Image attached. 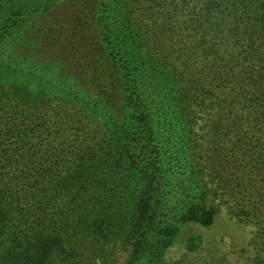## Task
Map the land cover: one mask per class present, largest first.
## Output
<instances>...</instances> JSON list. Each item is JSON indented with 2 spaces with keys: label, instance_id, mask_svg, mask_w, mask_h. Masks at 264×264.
<instances>
[{
  "label": "trees",
  "instance_id": "1",
  "mask_svg": "<svg viewBox=\"0 0 264 264\" xmlns=\"http://www.w3.org/2000/svg\"><path fill=\"white\" fill-rule=\"evenodd\" d=\"M31 1L0 0L10 37ZM51 1L83 8L80 18L98 30L92 39L101 48L91 50L90 65H119L133 52L164 71L174 84L170 130L182 139L191 123L188 137L210 143L213 166L221 164L217 190L237 200L229 210L240 222L256 226L253 264H264V0ZM127 36L134 48L120 42ZM57 61L63 70L52 74L59 82L51 88L52 77L26 71L27 59L19 68L0 61V264H86L93 243L128 246L124 264H157L180 224L213 218L195 172L166 179L187 156L184 140L153 143L161 119L133 86V66L124 77L89 75L72 70L70 52ZM112 112L124 120L116 135ZM114 176L127 216L106 210Z\"/></svg>",
  "mask_w": 264,
  "mask_h": 264
},
{
  "label": "rangeland",
  "instance_id": "2",
  "mask_svg": "<svg viewBox=\"0 0 264 264\" xmlns=\"http://www.w3.org/2000/svg\"><path fill=\"white\" fill-rule=\"evenodd\" d=\"M13 1L3 0V3L9 6ZM50 2L52 3L51 0ZM30 3L34 4L30 5L28 14L15 26L12 37L5 32L6 30L1 29L0 25V61L3 60L4 63L15 61L14 65L19 68L21 63H17L21 62L22 58L27 59L28 65L26 66L24 63V68L39 81H42L45 75L52 77V74L62 72V64L57 59L68 57L69 52L70 58H72V70L78 71V73L103 75L112 72L124 77V72L133 66L139 74V78L134 80L133 86L143 95L141 98L148 97L150 99L151 112L161 119L160 132L153 143L162 146L169 141V145H176L183 143L182 140H184L185 144L183 143V145L184 149H187V156L181 157V161L177 164L178 168L174 167L165 171L166 179H171L176 175V177L179 176L186 180V177L192 175L191 172H195V181L206 194L207 204L212 207L213 218L211 223L206 226L196 222L180 224L175 234L172 235L171 244L157 264H253L258 254L255 239L256 226L240 222L229 210L232 207L236 208L237 200L232 197L222 198V190H217L218 170H220L219 165L221 164L216 165L215 162L213 166L211 162L215 151L213 152L209 142L192 141L191 137H188L195 129L191 123L182 125L187 130V135L183 133L182 139L170 130V127L177 121L170 114L173 104L171 97L168 96L171 95L170 92L173 91L171 89L174 84L163 76L164 71L153 67L146 59L136 60L133 52L119 65L113 64L114 61L107 59L90 65L97 56L95 52H92L95 51L94 47L98 49L96 52H99L101 46L92 39L98 30L87 25L81 19L83 8L48 6L47 0H32ZM61 18H70L69 24L64 28H60ZM118 27L123 28V25ZM60 30L66 33L63 40L59 39L61 37L58 33ZM125 31L130 30L125 29ZM120 42L129 44L128 46L131 48L135 47L133 37L127 36ZM120 42L118 45L121 44ZM81 50L86 51L87 56L84 59L78 57ZM7 55H9L8 60H6ZM48 64L51 68L48 67ZM55 76L46 82L49 88L54 86V81L59 82V75ZM87 85L89 86V82ZM36 89L42 90L40 87ZM103 90L104 88L101 87L100 91ZM124 91L121 96L126 94L128 97L129 91L126 85ZM95 94L97 91L92 90V95ZM53 96L55 99L59 98L57 95ZM134 103L136 104L134 101L130 105ZM122 104L120 108H122ZM110 115L111 124L114 126L112 132L116 135L124 120L120 119L116 112H112ZM164 117H166L165 120H163ZM165 156L168 157V154ZM166 161H169V158ZM117 177L114 176V180L108 186L109 191L105 196L106 210L113 217H116L120 212L127 216L125 209H121V211L118 208L117 203L121 198ZM93 244L94 248H89L90 258L85 260L86 264H124L129 255V247L125 245Z\"/></svg>",
  "mask_w": 264,
  "mask_h": 264
}]
</instances>
